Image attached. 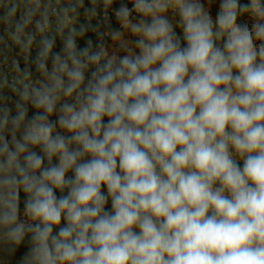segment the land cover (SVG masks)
Returning a JSON list of instances; mask_svg holds the SVG:
<instances>
[{"label": "clouds", "instance_id": "1", "mask_svg": "<svg viewBox=\"0 0 264 264\" xmlns=\"http://www.w3.org/2000/svg\"><path fill=\"white\" fill-rule=\"evenodd\" d=\"M116 3L84 9L112 10L110 53L84 0H0L40 74L0 83L18 97L0 105V247L27 243L19 264H264V0L215 17L216 0Z\"/></svg>", "mask_w": 264, "mask_h": 264}, {"label": "rangeland", "instance_id": "2", "mask_svg": "<svg viewBox=\"0 0 264 264\" xmlns=\"http://www.w3.org/2000/svg\"><path fill=\"white\" fill-rule=\"evenodd\" d=\"M124 2H127V0H124ZM53 6H56L55 0H53ZM22 9H23V4L21 5V10ZM217 10H218V0H216V4L212 9L213 17H215ZM2 14H3V10L0 9V15ZM169 18L170 19L172 18L171 13L169 14ZM240 22L241 23L247 22L249 24V27H251V20H249L247 17L242 18ZM118 29H120L119 23L114 30H118ZM29 30L34 31V27H31ZM103 33L105 34L104 41L108 45L110 53L114 51H118L115 44L110 40V38L107 35L108 30H104ZM13 49H14V44L9 39L7 32L5 31V25L3 23H0V74H1L0 83L3 82L4 77H7L9 84L13 82L12 79H9V63L14 61L17 56L21 55L19 48H16L15 50ZM3 71L5 72L4 74ZM38 78H40V74L35 69V71L32 73V79L35 81ZM17 99L18 97L11 91L9 87L5 86L2 90H0V105L6 104L8 107L13 108V115L15 114L14 105ZM33 111L34 109H32L31 106H29V112H28L29 117L32 116ZM52 118L55 119V116H53ZM37 151L39 150L37 149ZM55 162L56 161H54V163ZM240 164L242 167V161L240 162ZM69 175H71V173H69ZM104 191H106V189H104ZM57 195H60V193L57 192ZM23 200H24V194L21 193V211L23 210ZM106 207L110 209L111 207L110 201L109 204L106 205ZM26 251H27V243L19 247L16 250L15 254H9L6 248L0 247V264H19L20 258L23 256V254Z\"/></svg>", "mask_w": 264, "mask_h": 264}, {"label": "trees", "instance_id": "3", "mask_svg": "<svg viewBox=\"0 0 264 264\" xmlns=\"http://www.w3.org/2000/svg\"><path fill=\"white\" fill-rule=\"evenodd\" d=\"M119 2H120V0H117V3L113 5V8L117 7ZM64 3H66V0H61V4H64ZM91 7H92L91 0H84V6L79 9V18H78L79 23H84V24L90 23L93 27L98 28V31L102 32V33L104 30L109 31L110 28L115 29L117 27L119 22L116 20L111 9H109V18H110L109 21H105L103 19L102 9L99 7H98L97 11H98V13H100V15L96 18L91 19V21H89L87 19V17L85 16L84 9L85 8H91ZM53 23H55L54 20H53ZM86 39H91L94 43L97 42L98 37L96 35V32L90 29L86 33L85 38H78V44L81 47H83L85 45ZM38 40H39V36H37V41ZM16 48H18V47L16 45H14L13 50H15ZM60 48H61V41H60L59 37H57L56 45H55L53 51H59ZM36 54H37V48L34 45V48H32V50H31V58L34 59ZM17 62H18V68H15L14 64H16ZM26 68L30 69L32 73L36 69L35 65L31 63V60L25 61L23 54L17 56L14 61L9 63V79L13 80L14 77H17ZM4 73L5 72L3 71V74ZM0 76H1V74H0Z\"/></svg>", "mask_w": 264, "mask_h": 264}]
</instances>
